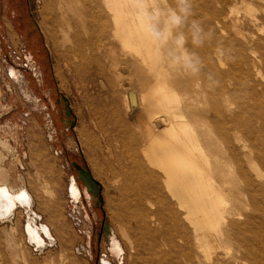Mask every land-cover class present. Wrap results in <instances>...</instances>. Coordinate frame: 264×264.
<instances>
[{"label": "bare ground", "instance_id": "6f19581e", "mask_svg": "<svg viewBox=\"0 0 264 264\" xmlns=\"http://www.w3.org/2000/svg\"><path fill=\"white\" fill-rule=\"evenodd\" d=\"M45 1L40 27L46 38L55 37L59 15L73 31L74 54L84 56L74 64L75 76L102 72L82 44L111 31L141 67L133 77L152 79L125 99L128 113L140 110L142 159L126 144L135 132L111 107L127 162L117 159L120 168L110 166L108 180L119 193L118 230L138 264H264V0ZM76 11L83 32L72 23ZM104 56L114 73V49ZM99 124L112 140L104 119ZM81 137L102 175L99 140L84 131ZM3 169L0 190L10 196L12 214L24 204L23 194L30 195L5 186ZM27 230L44 244L37 227ZM42 231L51 236L49 226Z\"/></svg>", "mask_w": 264, "mask_h": 264}, {"label": "rangeland", "instance_id": "374dc122", "mask_svg": "<svg viewBox=\"0 0 264 264\" xmlns=\"http://www.w3.org/2000/svg\"><path fill=\"white\" fill-rule=\"evenodd\" d=\"M44 3L45 0H0V142L6 147H2L6 152L0 167L7 171V180L2 183L16 195L28 192L32 203L27 208L19 206V202L12 217L0 218V264H138L136 250L131 251L130 243L118 230L115 200L119 193L108 180L110 166L120 168L117 159L127 162V153L113 132L111 107L114 103L119 118L135 132L136 137L127 138L126 144L142 159L146 137L142 121L137 119L140 110L128 113L125 99L128 91H142L152 79L148 75L141 82L133 77L141 67L112 38L111 31L109 37L82 44L86 55L98 58L102 72L75 76L74 64L84 56L74 54L73 31L67 32L59 15L53 23L55 37L46 38L40 27ZM73 17L75 29L83 32L80 12ZM19 18L33 26L43 45L42 53L34 55V60L29 58L33 54H29L21 25L16 28ZM111 49L116 57L114 73L104 56ZM102 119L112 140L99 127ZM83 131L100 142L98 161L106 170L102 175L94 169L95 154L87 153L81 144ZM73 162L87 166L101 183L99 204L98 197L78 178ZM73 178L76 183L71 184ZM76 184L79 189L74 192L72 186ZM28 224L37 227L43 245L30 238ZM40 224L50 227L51 236L37 226Z\"/></svg>", "mask_w": 264, "mask_h": 264}, {"label": "water", "instance_id": "95a60500", "mask_svg": "<svg viewBox=\"0 0 264 264\" xmlns=\"http://www.w3.org/2000/svg\"><path fill=\"white\" fill-rule=\"evenodd\" d=\"M71 114V111L68 109V115ZM73 166L78 172V178L83 181L85 186L88 188V190L93 194L94 197H98L97 203L99 204L102 200L100 196V190H101V183L93 176L91 170L87 166H83L79 164L78 162H73ZM74 177V176H72ZM76 181V179H75ZM72 201L74 200L71 197ZM10 196L3 191L0 190V215L2 216H10L11 214V204H10ZM30 198L26 197L24 205L19 206H25L27 208H30ZM32 205V203H31ZM12 217V216H10ZM38 227H42V224L37 225ZM32 242V241H31ZM33 245L35 244L32 242ZM36 245V244H35Z\"/></svg>", "mask_w": 264, "mask_h": 264}, {"label": "flooded vegetation", "instance_id": "af4514ba", "mask_svg": "<svg viewBox=\"0 0 264 264\" xmlns=\"http://www.w3.org/2000/svg\"><path fill=\"white\" fill-rule=\"evenodd\" d=\"M22 20V22H21ZM18 24V25H17ZM16 24V28L17 26L21 25L20 28V32L22 33V37L26 36V40L28 42V46H29V54H33L32 57H29V54L27 55V57L32 58V60H34V55L37 57L39 56V54L42 53V48L43 45H41L40 42V37H38V33L36 32V30L33 28V26L25 21L23 18H19V23ZM3 34H1L2 36ZM0 44H3V41L0 42ZM1 48V45H0ZM34 52V53H32ZM13 68V67H12Z\"/></svg>", "mask_w": 264, "mask_h": 264}, {"label": "snow or ice", "instance_id": "6c2138e0", "mask_svg": "<svg viewBox=\"0 0 264 264\" xmlns=\"http://www.w3.org/2000/svg\"><path fill=\"white\" fill-rule=\"evenodd\" d=\"M23 195H24L25 197H27V193H24Z\"/></svg>", "mask_w": 264, "mask_h": 264}, {"label": "crops", "instance_id": "0c3cea01", "mask_svg": "<svg viewBox=\"0 0 264 264\" xmlns=\"http://www.w3.org/2000/svg\"><path fill=\"white\" fill-rule=\"evenodd\" d=\"M10 142V141H9ZM10 144H11V142H10Z\"/></svg>", "mask_w": 264, "mask_h": 264}]
</instances>
